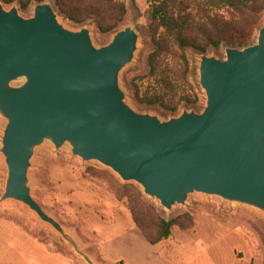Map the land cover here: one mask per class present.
I'll list each match as a JSON object with an SVG mask.
<instances>
[{
	"label": "water",
	"instance_id": "water-1",
	"mask_svg": "<svg viewBox=\"0 0 264 264\" xmlns=\"http://www.w3.org/2000/svg\"><path fill=\"white\" fill-rule=\"evenodd\" d=\"M137 43L126 27L95 48L87 29H65L48 4L22 18L0 2V203L22 204L66 237L28 188L34 151L49 142L137 184L166 210L202 194L264 214V23L253 45L225 48L224 60L200 55L204 109L166 121L132 110L119 87Z\"/></svg>",
	"mask_w": 264,
	"mask_h": 264
},
{
	"label": "rangeland",
	"instance_id": "rangeland-1",
	"mask_svg": "<svg viewBox=\"0 0 264 264\" xmlns=\"http://www.w3.org/2000/svg\"><path fill=\"white\" fill-rule=\"evenodd\" d=\"M187 1V0H185ZM1 2V0H0ZM150 0H35L28 11L17 2H1L4 10L16 8L29 18L37 4H48L57 21L69 31L87 29L95 48L106 46L113 35L130 27L138 35L133 60L119 74V87L126 104L139 114L160 121L183 111L201 113L205 96L200 91L197 108H182L177 114L156 106H142L134 98L130 82L147 72L146 56L152 50ZM57 4L62 7L60 11ZM125 13L122 14L120 7ZM68 16L76 22L71 21ZM98 24L113 27L101 33ZM191 78L197 83L200 54L188 52ZM224 60L219 54H205ZM5 120L0 117V148ZM6 168L0 154V196ZM128 193L124 194L122 186ZM32 199L56 221L66 237L41 222L28 208L14 201L0 203V264H264V214L218 197L191 194L170 210L143 195L135 183H124L111 170L96 162H82L65 144L58 150L49 142L35 149L28 170ZM137 192L141 197L137 200ZM134 198L141 232L132 220L129 201ZM132 207V206H131ZM140 207V208H139ZM158 218L176 219L168 239L151 245Z\"/></svg>",
	"mask_w": 264,
	"mask_h": 264
},
{
	"label": "trees",
	"instance_id": "trees-1",
	"mask_svg": "<svg viewBox=\"0 0 264 264\" xmlns=\"http://www.w3.org/2000/svg\"><path fill=\"white\" fill-rule=\"evenodd\" d=\"M13 1L26 12L35 0H1L7 5ZM150 1L149 18L155 26L151 27L152 50L146 56V74L130 82L133 96L142 106H156L172 115L182 108L195 109L201 93L197 83L192 82L188 52L219 54L225 48L241 50L253 45L264 23V0ZM57 6L64 13L62 7ZM120 10L124 15L123 6ZM68 18L76 22L72 17ZM113 29L98 24L101 33ZM126 187L129 185L122 186L124 194L128 193ZM136 197L137 200L142 198L139 192ZM126 199L134 224L144 232L134 208L139 203L129 196ZM176 225V219L158 218L156 238L150 244L168 239Z\"/></svg>",
	"mask_w": 264,
	"mask_h": 264
},
{
	"label": "crops",
	"instance_id": "crops-1",
	"mask_svg": "<svg viewBox=\"0 0 264 264\" xmlns=\"http://www.w3.org/2000/svg\"><path fill=\"white\" fill-rule=\"evenodd\" d=\"M31 264H34V260L31 262Z\"/></svg>",
	"mask_w": 264,
	"mask_h": 264
}]
</instances>
